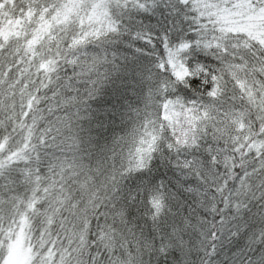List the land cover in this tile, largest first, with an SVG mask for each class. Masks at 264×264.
<instances>
[{
	"label": "snow or ice",
	"instance_id": "1",
	"mask_svg": "<svg viewBox=\"0 0 264 264\" xmlns=\"http://www.w3.org/2000/svg\"><path fill=\"white\" fill-rule=\"evenodd\" d=\"M145 250L264 264V0H0V264Z\"/></svg>",
	"mask_w": 264,
	"mask_h": 264
},
{
	"label": "clouds",
	"instance_id": "2",
	"mask_svg": "<svg viewBox=\"0 0 264 264\" xmlns=\"http://www.w3.org/2000/svg\"><path fill=\"white\" fill-rule=\"evenodd\" d=\"M150 255H151L150 252L148 250H145L143 257V264H149Z\"/></svg>",
	"mask_w": 264,
	"mask_h": 264
}]
</instances>
